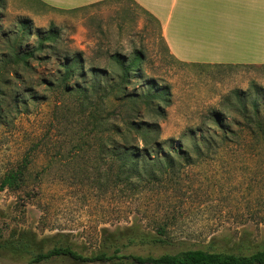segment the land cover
Masks as SVG:
<instances>
[{
    "label": "rangeland",
    "instance_id": "obj_1",
    "mask_svg": "<svg viewBox=\"0 0 264 264\" xmlns=\"http://www.w3.org/2000/svg\"><path fill=\"white\" fill-rule=\"evenodd\" d=\"M25 20L31 25L22 36ZM51 34L54 39L44 45L29 69L17 78L9 71L0 81L3 236L13 230H32L42 237L62 232L71 236L77 251L87 255L96 250L101 230L124 228L138 220L153 235L159 226L168 225L167 236L173 241L170 246L139 250L137 254L143 256L176 255L187 249L179 242L234 243L245 232L253 245L263 247L264 135L252 126L256 133L245 137L236 93L245 97L251 113L258 99L264 118V68L178 64L169 55L158 24L129 0L33 20L4 0L0 2V70L21 36L19 49L31 53ZM136 52L145 55L144 80L140 76L134 80L136 88L131 92L146 93L145 82L151 80L169 90L170 103L163 106L166 117L158 119L161 142L183 144L191 152L199 143L202 153L163 182L128 191L95 180L107 167L98 164L92 153H77L76 140L66 137L56 112L64 97L55 83L63 64L78 58L87 74H78L74 84L91 83L94 70H109V82L115 58L130 60ZM215 113L223 114L236 134L230 140H211L217 128ZM202 137L207 138L205 144ZM163 147L170 150L169 144ZM25 161L29 167L22 191L2 190L4 177ZM0 264L14 263L0 260Z\"/></svg>",
    "mask_w": 264,
    "mask_h": 264
},
{
    "label": "trees",
    "instance_id": "obj_2",
    "mask_svg": "<svg viewBox=\"0 0 264 264\" xmlns=\"http://www.w3.org/2000/svg\"><path fill=\"white\" fill-rule=\"evenodd\" d=\"M115 1L118 0H107L101 4ZM144 13L158 24L152 16ZM30 23L25 20L22 24V36L29 33ZM22 36L13 42L16 47L12 49L11 58L3 63L0 81L9 71L17 78L23 70L29 69L30 62L37 59L44 45L55 37L53 34L47 36L35 51L26 53L19 49ZM115 60L112 80L107 81L109 70H94L93 81L85 85L73 83L78 74L82 77L87 74L81 59L67 60L55 83L57 91H61L64 97L56 112L67 132L66 137L76 140L77 153H92L98 164L107 167L106 173H97L95 180H107L124 186L128 191H136L142 186L163 182L177 167L192 165L193 156L201 155L202 146L195 144L191 152L183 144L175 146L173 141L161 142L158 119L166 117L163 106L170 103L169 90L162 89L151 80L145 82L149 86L146 93L133 94L131 89L136 88L134 80L139 76L144 80L145 55L136 52L130 60L122 56ZM236 94L242 105L241 118L246 123L245 137L256 133L252 126H258V134L264 135L259 100L253 102L251 113L244 104L245 97L241 93ZM261 96L264 98V93ZM214 118L217 128L210 135L211 140L220 138L225 142L236 135L226 124L223 114L215 113ZM206 139L202 137L201 142L205 144ZM165 144H169V151L163 147ZM28 167L29 163L25 161L10 171L2 180L1 189L22 191ZM167 228L168 225H161L153 235L135 220L124 228L103 229L96 250L87 255L77 251L71 236L62 232L42 237L32 230H13L7 238L0 232V260L14 264H264V246L253 245L248 232L234 243L219 239L198 244L179 242L187 249L176 255L155 257L137 254L146 247L172 245Z\"/></svg>",
    "mask_w": 264,
    "mask_h": 264
},
{
    "label": "crops",
    "instance_id": "obj_3",
    "mask_svg": "<svg viewBox=\"0 0 264 264\" xmlns=\"http://www.w3.org/2000/svg\"><path fill=\"white\" fill-rule=\"evenodd\" d=\"M33 20L107 0H6ZM159 24L171 58L198 68L264 66V0H129Z\"/></svg>",
    "mask_w": 264,
    "mask_h": 264
}]
</instances>
